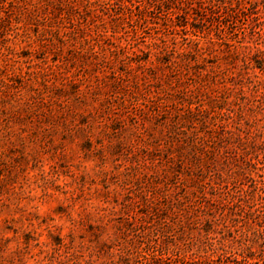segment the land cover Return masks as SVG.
Instances as JSON below:
<instances>
[{"label": "rangeland", "instance_id": "obj_1", "mask_svg": "<svg viewBox=\"0 0 264 264\" xmlns=\"http://www.w3.org/2000/svg\"><path fill=\"white\" fill-rule=\"evenodd\" d=\"M263 56L264 0H0V264H264Z\"/></svg>", "mask_w": 264, "mask_h": 264}, {"label": "trees", "instance_id": "obj_2", "mask_svg": "<svg viewBox=\"0 0 264 264\" xmlns=\"http://www.w3.org/2000/svg\"><path fill=\"white\" fill-rule=\"evenodd\" d=\"M251 67L253 69L252 70L253 77L247 78V81L245 83L249 88L251 87L250 90L253 89L254 93H257L259 95L258 107L260 109H264V56L262 58L254 59V61L251 63ZM263 142H264V137H263Z\"/></svg>", "mask_w": 264, "mask_h": 264}]
</instances>
